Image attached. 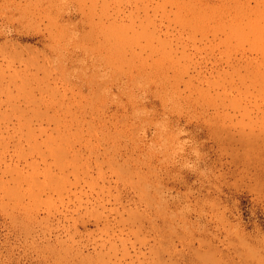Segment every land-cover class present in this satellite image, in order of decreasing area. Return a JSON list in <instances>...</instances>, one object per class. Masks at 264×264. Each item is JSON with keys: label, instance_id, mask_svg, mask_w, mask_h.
I'll return each mask as SVG.
<instances>
[{"label": "rangeland", "instance_id": "1", "mask_svg": "<svg viewBox=\"0 0 264 264\" xmlns=\"http://www.w3.org/2000/svg\"><path fill=\"white\" fill-rule=\"evenodd\" d=\"M0 264H264V0H0Z\"/></svg>", "mask_w": 264, "mask_h": 264}]
</instances>
